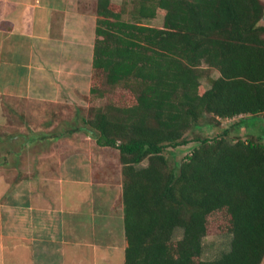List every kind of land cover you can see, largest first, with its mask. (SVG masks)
Listing matches in <instances>:
<instances>
[{
	"label": "trees",
	"instance_id": "1",
	"mask_svg": "<svg viewBox=\"0 0 264 264\" xmlns=\"http://www.w3.org/2000/svg\"><path fill=\"white\" fill-rule=\"evenodd\" d=\"M93 10L87 105L118 88L127 100L80 119L98 146L117 151L124 264H263L264 136L230 135L232 124L213 136L198 129L264 119V2L131 0L127 9L95 0ZM157 15L160 27L145 22ZM190 141L171 166L166 148ZM214 211L229 218V246L203 259Z\"/></svg>",
	"mask_w": 264,
	"mask_h": 264
},
{
	"label": "crops",
	"instance_id": "2",
	"mask_svg": "<svg viewBox=\"0 0 264 264\" xmlns=\"http://www.w3.org/2000/svg\"><path fill=\"white\" fill-rule=\"evenodd\" d=\"M94 5L0 0V264H124L117 151L82 125L29 132L20 119L31 114L18 105L87 106ZM79 131L76 146L61 150V137Z\"/></svg>",
	"mask_w": 264,
	"mask_h": 264
},
{
	"label": "rangeland",
	"instance_id": "3",
	"mask_svg": "<svg viewBox=\"0 0 264 264\" xmlns=\"http://www.w3.org/2000/svg\"><path fill=\"white\" fill-rule=\"evenodd\" d=\"M93 1V0H92ZM111 3L119 8L124 4L127 9L131 8V0H110ZM264 2V0H262ZM124 17H128L127 14H124ZM149 25L160 27L162 25V17L161 15H157L154 19L145 21ZM264 23V19L262 20ZM212 76L216 75L215 71H212ZM202 82L204 85H208L207 79L203 78ZM127 100V91L122 88L114 89L113 91L107 93L103 98L98 99L93 96L89 98V104L84 107H80L79 112L77 109H72L66 104L62 105H48L44 103L38 102H23L22 104H18L22 113L25 111L28 114H31V117L27 122L26 119H20L23 126H25L28 131L31 130L34 132H50L52 131H65L71 128L72 126L80 127L82 125V121L79 117L81 115H87V110L91 106H104L107 103L115 104V105H124ZM18 106V107H19ZM19 109V108H18ZM76 111L78 113H76ZM52 114V115H50ZM75 118V119H73ZM241 117H235L231 119L222 120L219 126L206 125L205 122H202L201 127L198 129L202 134L207 136H213L220 132L223 128H226L232 124V128L230 131V135H236L241 138H246L249 135H255L259 138H263L264 136V119L256 118L254 120L239 121ZM55 119H57L55 121ZM15 123L18 125V120H15ZM55 123L51 129L48 126ZM47 124V125H46ZM43 127V130L42 128ZM34 128V129H32ZM38 131H36V129ZM48 128V129H47ZM46 129V130H45ZM19 130V128H18ZM17 128L14 130H10L11 133H15L18 131ZM9 131V132H10ZM198 131V132H200ZM29 134V133H28ZM84 132L79 131L76 134H72L68 136H62L59 141L60 143H68V147H62L61 150L67 151V149H71L72 145L80 141V137L83 136ZM197 144L196 141H190L186 144L179 145L176 147H168L164 151L166 157L169 160L171 166L177 167L179 162L183 159V157L190 153L191 149ZM228 216L220 211H214L207 217V234L204 237V252L202 254L203 259H211L219 255L222 251L228 249L230 235L226 231V227L228 224ZM264 264V261H263Z\"/></svg>",
	"mask_w": 264,
	"mask_h": 264
},
{
	"label": "water",
	"instance_id": "4",
	"mask_svg": "<svg viewBox=\"0 0 264 264\" xmlns=\"http://www.w3.org/2000/svg\"><path fill=\"white\" fill-rule=\"evenodd\" d=\"M264 19V15H263V18H262V20Z\"/></svg>",
	"mask_w": 264,
	"mask_h": 264
}]
</instances>
